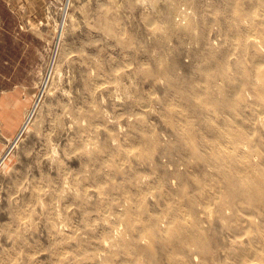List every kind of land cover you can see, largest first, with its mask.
Returning <instances> with one entry per match:
<instances>
[{
	"label": "rangeland",
	"instance_id": "1",
	"mask_svg": "<svg viewBox=\"0 0 264 264\" xmlns=\"http://www.w3.org/2000/svg\"><path fill=\"white\" fill-rule=\"evenodd\" d=\"M0 264H264V0H0Z\"/></svg>",
	"mask_w": 264,
	"mask_h": 264
},
{
	"label": "bare ground",
	"instance_id": "2",
	"mask_svg": "<svg viewBox=\"0 0 264 264\" xmlns=\"http://www.w3.org/2000/svg\"><path fill=\"white\" fill-rule=\"evenodd\" d=\"M195 94L198 95V92L196 91ZM226 177H227V176H226ZM226 182H227V185H228V183H229V184H230L232 187H234V188H235L236 185H237V184H236V181H234L233 179H232V180L227 179ZM239 182H240L241 185H247V187H248V186L250 187V184H249V181H248V180H245V181H241V180H240Z\"/></svg>",
	"mask_w": 264,
	"mask_h": 264
}]
</instances>
